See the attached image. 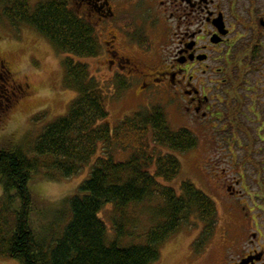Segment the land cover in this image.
<instances>
[{
  "label": "trees",
  "instance_id": "16d2710c",
  "mask_svg": "<svg viewBox=\"0 0 264 264\" xmlns=\"http://www.w3.org/2000/svg\"><path fill=\"white\" fill-rule=\"evenodd\" d=\"M2 10L13 27L29 26L71 56L100 52L95 28L62 0L39 1L34 9L28 0H4ZM63 64L68 89L78 93L65 117L44 127L32 157L17 147L0 149V258L20 264H153L160 257L159 245L182 227L199 228L193 248L209 242L218 226L214 201L187 180L180 194L158 181L170 182L180 174L174 153L194 150L199 143L195 133L186 127L171 129L159 105L139 108L111 127L105 98L88 65L68 56ZM120 77L115 78L118 88L130 87ZM4 78L0 72V82ZM99 144L104 155L95 160L77 193L63 199L68 218L63 221L61 212V218L52 220L56 226L63 222L62 233L39 237L31 217L36 203L28 188L32 174L41 173L50 181L78 175L98 153ZM120 151L130 156L119 161L115 154ZM145 202L154 223L140 231L129 209ZM107 206L112 209L111 241L101 215ZM134 236L144 237L145 244L125 246L123 240Z\"/></svg>",
  "mask_w": 264,
  "mask_h": 264
},
{
  "label": "flooded vegetation",
  "instance_id": "af4514ba",
  "mask_svg": "<svg viewBox=\"0 0 264 264\" xmlns=\"http://www.w3.org/2000/svg\"><path fill=\"white\" fill-rule=\"evenodd\" d=\"M62 1L105 37L114 73L169 94L184 126L208 132L216 161L235 170L219 180L232 223L193 248L192 263L264 264V200L259 211L243 198L264 199V0Z\"/></svg>",
  "mask_w": 264,
  "mask_h": 264
},
{
  "label": "rangeland",
  "instance_id": "374dc122",
  "mask_svg": "<svg viewBox=\"0 0 264 264\" xmlns=\"http://www.w3.org/2000/svg\"><path fill=\"white\" fill-rule=\"evenodd\" d=\"M28 1L30 8L34 9L39 1L46 0ZM3 7L4 0H0V72L5 76L3 82H0V149L17 147L24 151L28 157H32L34 143L44 127L65 117L78 95L77 92L68 89L65 82L66 71L63 60L67 56L88 65V69L98 83V89L102 91L105 98L107 112H109L106 123H109L111 127L118 125L119 121L139 108H148L150 105L163 107L171 129L177 130L185 127L169 94L163 90L159 93L152 88L142 90L139 87L141 84L139 80L136 81L132 79L133 77H128V73L125 72L116 71L114 73L109 68L103 44L105 37L99 34L98 30L95 34L100 43L99 54L94 57L78 58L58 50L43 34L29 26L13 27L3 17ZM121 50L123 51V49ZM122 53L124 54V51ZM143 62L151 65L150 63L153 61L144 58ZM117 74L121 76V79L129 80L130 87L120 90L119 82L115 79ZM20 84L23 89L19 90ZM194 128L196 127L194 126L191 130L193 133L195 132L199 140V148L195 154L174 153L181 163L180 174L170 182H163L160 179L158 181L180 194L181 183L187 180L209 196L217 206L218 226L214 234L220 235L223 229L232 223L233 219L230 218L231 214L229 213L234 206L232 197H228L221 188L220 170L225 171L227 179L235 176V170L230 164L220 165L216 161V152L210 144V134ZM103 150L104 146L99 144L98 153L88 166H85L78 175L67 179L59 178L57 181H50L44 179L41 173L32 174L28 188L36 203L35 213L31 217L32 223L36 227L35 232L39 237L47 238L51 236V232H61L60 228L63 222L56 226L52 220L61 218L58 214L63 212L65 215L63 221H66L69 211H67V204L63 199L77 193L76 188L88 179L91 166L99 155H104ZM115 155V158L120 161L127 159L130 152L120 151ZM2 193L0 186V196ZM243 198L248 204L255 202L256 210H261L259 203L264 200L262 194L259 196L250 194ZM147 203L129 209V213H131L129 215L135 218L133 225L140 231H145L154 223L149 214ZM111 210L110 206H107L101 212L103 219L108 224L107 241L113 240L114 237L110 230ZM237 216L239 215L237 214ZM258 223L260 226H264V221ZM128 228L131 229V226ZM198 232L199 228L197 230L189 227L180 228L177 233L159 245L160 257L153 264H193L191 259L192 244L197 238ZM145 242L146 239L142 236L128 237L123 240L125 246L145 244ZM120 245L124 246L122 243ZM0 264L20 263L18 260L7 257L0 258Z\"/></svg>",
  "mask_w": 264,
  "mask_h": 264
}]
</instances>
